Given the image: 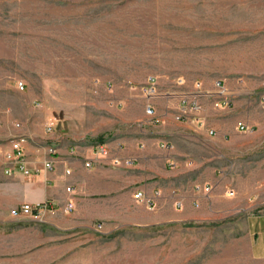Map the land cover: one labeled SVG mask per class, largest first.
Segmentation results:
<instances>
[{
  "label": "rangeland",
  "instance_id": "1",
  "mask_svg": "<svg viewBox=\"0 0 264 264\" xmlns=\"http://www.w3.org/2000/svg\"><path fill=\"white\" fill-rule=\"evenodd\" d=\"M149 77L157 95L147 100L139 87ZM217 81L230 99L224 109L211 104ZM195 82L203 117L223 134L210 148L182 144L188 161L211 154L209 167L186 168L191 184L210 186L209 220L140 227L138 209L114 213L101 194L100 204L88 198L67 211L64 189L41 219L0 216V264H264L243 227L245 214L264 211V0H0L2 151L49 122L69 147L136 128L182 134L172 102ZM238 120L251 131L236 130ZM83 181L99 182L87 173Z\"/></svg>",
  "mask_w": 264,
  "mask_h": 264
},
{
  "label": "crops",
  "instance_id": "2",
  "mask_svg": "<svg viewBox=\"0 0 264 264\" xmlns=\"http://www.w3.org/2000/svg\"><path fill=\"white\" fill-rule=\"evenodd\" d=\"M172 106L177 108L175 102ZM206 111L205 106V114ZM170 115L171 112L167 111L163 117L170 118ZM205 118L207 129L217 126ZM176 122L181 123L182 134L168 132V128L163 127L158 135L137 133L136 128L135 133L110 136L102 143L106 148L102 157L95 156L93 145L69 147V140L59 133L32 136L28 132L24 135V165L37 172L29 175L0 172V216H7L10 207L24 202L51 199L60 203L67 195L64 187L71 183L73 204L78 206L88 198L100 204L93 195L101 194L103 198L100 200L114 213L121 215L124 208L132 206L138 209L140 212L132 217H136L139 222L135 225L140 227L159 222L209 220L215 211H207L205 196L193 190L186 168L190 164L196 169L203 165L209 167L211 154L206 152L209 156H201L203 160L188 161L185 157L190 155V150L184 149L182 144L210 148V143H221L223 134H209L206 128L187 120ZM230 135L236 136L234 131ZM160 142L171 147H160ZM48 146L55 149L50 155L46 153ZM113 159L116 163L112 162ZM45 160L51 161V169L42 168ZM85 161H89V167L84 166ZM65 170L69 175L64 173ZM86 173L99 182H84ZM202 179L205 182L212 180L210 176ZM131 190L134 191L131 193ZM135 191L141 193L140 198L133 199ZM83 195L87 198H82ZM89 196H93L92 199ZM148 199L153 206L147 205ZM176 200L181 202L179 207L175 205ZM243 218L244 232L249 238L248 252L254 259L264 260V211L248 213Z\"/></svg>",
  "mask_w": 264,
  "mask_h": 264
},
{
  "label": "built area",
  "instance_id": "3",
  "mask_svg": "<svg viewBox=\"0 0 264 264\" xmlns=\"http://www.w3.org/2000/svg\"><path fill=\"white\" fill-rule=\"evenodd\" d=\"M155 81L153 77H149L147 82L139 87V91L142 93V95L148 100L150 98H153L157 95V92L155 90ZM18 89L23 90L24 86L22 82L17 83ZM216 92L215 95L216 97L213 99L211 102L212 106L214 108L218 109H224L227 108L230 105V99L228 97V92L226 89L220 85V82L217 81L215 83ZM194 91L190 93H182L178 95L177 99V111L174 115V119L178 121H190L197 127H202L206 128L207 132L209 134H213V129L208 128L206 126V123L204 121V117L202 114V104L200 102V97L202 93L199 91L200 90V83L195 82L193 84ZM260 100H264V94L260 97ZM144 112L146 113L147 116L149 117H154V108L153 106L147 102L144 105ZM17 125V123H16ZM53 124L51 122L46 123L45 126V133L49 134L51 133V127ZM235 129L240 131V132H250L251 127L244 123L241 120H238L235 122L234 125ZM26 141V138L24 135H16L12 137L9 142H8V148L7 151H2L0 149V152L3 157L4 161V173L5 174H13L15 172H20L23 175H29L31 172H37L29 170L25 167L24 165V148L23 145ZM160 147L164 148H170L171 146L168 145L166 142H160L159 143ZM94 147V154L96 157H102L106 154V148L104 144L99 143L93 146ZM55 151L54 147L48 146L46 147V153L48 155L52 154ZM113 163H116V161L113 159ZM90 163L89 161L84 162L85 167H89ZM42 168L45 170L51 169V161L50 160H45L42 162ZM65 174H68L69 171L65 170ZM65 191L70 193L71 192V186L67 185L65 186ZM193 190L195 192H201L204 196H207L210 190V186L208 184H203V185H193ZM228 196H232L233 192L232 191H227ZM132 197L134 199H138L141 197V193L139 191H135L132 194ZM147 205L150 207L153 206V203H150L149 199L146 200ZM180 201L176 200L175 205L180 206ZM194 205H196L194 203ZM58 207V203L54 200L51 199H44L35 203H20L19 205L12 206L8 209V215L10 217H18V216H23V217H31L35 219H41L44 216H46L48 213L51 211L55 210ZM64 208L65 210L69 211L73 208V202L71 198H67L64 202Z\"/></svg>",
  "mask_w": 264,
  "mask_h": 264
}]
</instances>
